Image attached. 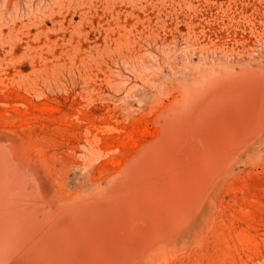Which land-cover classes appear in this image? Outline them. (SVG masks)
<instances>
[{
	"label": "rangeland",
	"instance_id": "obj_1",
	"mask_svg": "<svg viewBox=\"0 0 264 264\" xmlns=\"http://www.w3.org/2000/svg\"><path fill=\"white\" fill-rule=\"evenodd\" d=\"M215 65L239 72L229 74L231 79L250 69L248 76L264 80V0H0V264L18 259L5 256L12 235L3 229V215L10 223L27 206L7 190V153L28 159L60 190L64 183L80 182L85 171L66 166L86 159L92 149L90 162L100 179L129 157L137 139L154 131L156 106L173 99L180 104L184 80L190 85L191 73ZM149 72L164 76L155 83L165 88L161 99L142 84V74ZM84 147L85 153L77 152ZM260 154L256 164L243 160L249 166L232 158L230 170L236 171L223 180L197 239L152 264H264V151Z\"/></svg>",
	"mask_w": 264,
	"mask_h": 264
},
{
	"label": "bare ground",
	"instance_id": "obj_2",
	"mask_svg": "<svg viewBox=\"0 0 264 264\" xmlns=\"http://www.w3.org/2000/svg\"><path fill=\"white\" fill-rule=\"evenodd\" d=\"M213 68L204 71L201 66L202 72L196 70L195 74L188 71L191 73L188 84L193 87L186 84L189 79L184 80L182 102L174 105L173 99L156 106L154 131L137 139L134 143L137 147L129 152V157L123 162L119 160L117 169L104 171L100 179L94 177L96 165L93 167L91 163L94 150L87 151V147L77 149L78 153H89L88 157L84 156L86 159L66 166L68 171H85L78 179L80 182L64 183L60 190L54 189L43 178L42 170L39 172L28 159L13 157L10 152L6 155L8 151H4L10 180L7 190L18 193L27 206L16 211L10 223L7 215H3V229H11L12 235L8 244L5 243V256L17 255L18 259L2 264H152L159 255L197 239L223 180L231 177L232 158L249 166L247 162L258 156L260 159L264 151L263 78L248 76L251 71L248 68L250 71L240 78L236 76L239 80L235 81L229 74L239 72L235 73L232 67L234 73ZM219 72L228 73L229 78L225 75L223 79L225 84L220 83L224 74ZM154 74L143 73L142 84L155 90L154 93H162L165 88L155 86L160 74ZM131 87H126V91ZM98 91L101 92L99 88ZM3 141L0 139V146ZM244 159L249 160L244 162ZM7 190H4L5 199L9 196Z\"/></svg>",
	"mask_w": 264,
	"mask_h": 264
}]
</instances>
